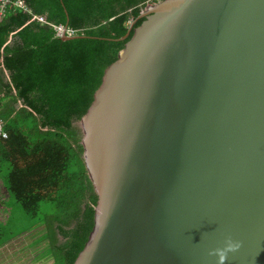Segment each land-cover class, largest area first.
I'll use <instances>...</instances> for the list:
<instances>
[{
	"label": "water",
	"instance_id": "obj_1",
	"mask_svg": "<svg viewBox=\"0 0 264 264\" xmlns=\"http://www.w3.org/2000/svg\"><path fill=\"white\" fill-rule=\"evenodd\" d=\"M141 17L79 120L97 202L73 264H264V0Z\"/></svg>",
	"mask_w": 264,
	"mask_h": 264
},
{
	"label": "trees",
	"instance_id": "obj_2",
	"mask_svg": "<svg viewBox=\"0 0 264 264\" xmlns=\"http://www.w3.org/2000/svg\"><path fill=\"white\" fill-rule=\"evenodd\" d=\"M25 1L84 36L63 40L53 26L28 22L31 15L14 7L0 18V115L8 132L0 139V179L31 216L43 201L55 206L44 224L50 251L55 264H73L93 228L97 202L82 129L74 123L92 103L105 68L144 20L143 8L160 0ZM135 19L129 37L120 39Z\"/></svg>",
	"mask_w": 264,
	"mask_h": 264
},
{
	"label": "rangeland",
	"instance_id": "obj_3",
	"mask_svg": "<svg viewBox=\"0 0 264 264\" xmlns=\"http://www.w3.org/2000/svg\"><path fill=\"white\" fill-rule=\"evenodd\" d=\"M151 3L154 2H148L143 8V11H146ZM20 105L18 103V106ZM74 124L78 128H81L80 121H76ZM81 136H83V132H81ZM4 204L7 209L2 210L0 215V246L7 243V246L3 250V254L6 256L13 255L12 253L20 248L21 251L16 255V258L19 257L21 258L19 262H24L33 257L32 254L35 253V248H25L24 244L28 241L29 234L25 236V239L22 236L30 232L33 228L45 224L47 217H50L56 212L55 206L48 201H43L40 204L39 213L36 216H31L16 203L15 198L11 195L6 197ZM39 219L42 220L39 221Z\"/></svg>",
	"mask_w": 264,
	"mask_h": 264
},
{
	"label": "crops",
	"instance_id": "obj_4",
	"mask_svg": "<svg viewBox=\"0 0 264 264\" xmlns=\"http://www.w3.org/2000/svg\"><path fill=\"white\" fill-rule=\"evenodd\" d=\"M9 196V193L7 191V187L5 185V182L0 179V215L2 210H6V206L4 204V200L6 197ZM44 224L39 225V227L33 228L30 232L26 233L22 237L25 239V236L29 234L28 241L25 242V248H35V253L32 254L33 257L31 259L25 260L24 262H19V259L16 258V255L19 254L21 251L20 248L16 249L12 254L14 255H8L6 256L4 253V248L7 246V243L3 246H0V264H55L54 257L52 255V252L50 251L51 247V239L49 237H46V234L49 230H47L46 226ZM57 237L59 241H62V236L57 233Z\"/></svg>",
	"mask_w": 264,
	"mask_h": 264
},
{
	"label": "built area",
	"instance_id": "obj_5",
	"mask_svg": "<svg viewBox=\"0 0 264 264\" xmlns=\"http://www.w3.org/2000/svg\"><path fill=\"white\" fill-rule=\"evenodd\" d=\"M9 7H14L16 9H22L25 12H28L31 15V19L28 22H37L43 25H51L53 26L58 35L66 32L68 34H76L74 30L69 29L68 27L60 24H55L52 21L48 20L45 15L34 12L26 3L25 0H0V18L5 14ZM0 69H3L2 59L0 58ZM6 72V70H5ZM7 74V72H6ZM3 93L0 94V111L2 108V97ZM5 121L0 115V139L7 138L8 132L5 129Z\"/></svg>",
	"mask_w": 264,
	"mask_h": 264
}]
</instances>
